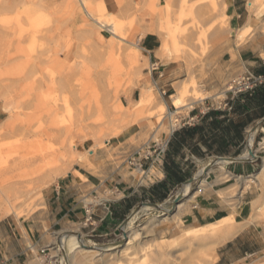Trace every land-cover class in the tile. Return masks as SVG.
<instances>
[{"label": "rangeland", "instance_id": "1", "mask_svg": "<svg viewBox=\"0 0 264 264\" xmlns=\"http://www.w3.org/2000/svg\"><path fill=\"white\" fill-rule=\"evenodd\" d=\"M89 2L91 15L79 2L72 7L71 0H0V219L28 217L43 207L45 191L67 172L82 180L75 169L94 173L99 164L130 165L135 150L164 139L187 120L183 115L192 105L210 95L204 79H220L216 48L231 40L238 47L264 46V0L243 1L247 22L237 29L230 25L228 0ZM93 15L113 19L117 34L126 39L100 28ZM159 21L173 48L161 57L157 51H144L139 42L145 33H153L161 43ZM160 59L167 70L162 77L155 64ZM209 69L214 75L209 76ZM241 74L222 79L213 97H225L230 81ZM190 77L196 92L184 94L183 105L176 108L171 95ZM149 94L153 102L143 108L140 99ZM158 104L168 111L158 114ZM260 168L230 190L232 195L240 188L252 192L251 222H264V182L251 180ZM198 182L192 179L191 192L200 187ZM182 185L159 203L164 209H173ZM187 200L182 199L173 215L154 207L138 211L124 225L132 236L128 245L121 228L107 237L85 236L77 226L61 231L77 230L85 245H104L82 256L65 243L66 257L71 264H79L87 254V264H214L219 245L227 239L191 231L201 225L181 223ZM160 243L168 247L160 248ZM254 264H264V257Z\"/></svg>", "mask_w": 264, "mask_h": 264}, {"label": "crops", "instance_id": "2", "mask_svg": "<svg viewBox=\"0 0 264 264\" xmlns=\"http://www.w3.org/2000/svg\"><path fill=\"white\" fill-rule=\"evenodd\" d=\"M243 1L228 0L230 25L236 29L247 22ZM139 42L148 53L157 51L161 45L153 33H145ZM215 52L219 58L215 62L219 81L204 79L205 91L210 95L192 105L183 115L187 120L164 136L168 139L167 149L160 159L142 160L139 170L135 166L119 167L108 162L105 166L99 164L94 173L75 169L82 180L73 172L57 178L44 193L43 207L28 217L0 219V264H28L32 257L30 247L38 249L57 243L59 233L72 226L89 237L115 235L134 208L145 203L141 201L163 203L175 187L191 182L201 165H208L216 158L233 159H222L210 165L202 177L203 184L187 200L181 223L198 226L230 214L237 225L246 220L252 211V192H242L240 188L232 195L230 190L264 163L260 140H264V121L260 122L264 119V85L251 94L213 96L222 85V79L238 73H264V46L238 47V43L231 40ZM155 64L159 77L167 74L166 61L160 59ZM212 70L209 69V76L214 75ZM249 135L254 157L238 159L247 149ZM136 170L143 176L136 175ZM172 172L183 181L176 182ZM87 204L91 205L90 221L85 220ZM89 256L85 255L79 264H87ZM216 256L214 264H243L253 257L250 264H254L263 258L264 222L245 223L239 232L219 245Z\"/></svg>", "mask_w": 264, "mask_h": 264}, {"label": "bare ground", "instance_id": "3", "mask_svg": "<svg viewBox=\"0 0 264 264\" xmlns=\"http://www.w3.org/2000/svg\"><path fill=\"white\" fill-rule=\"evenodd\" d=\"M71 1L73 2L72 7H75V5H77V3L79 2V5L81 6V9H84L88 14H90L89 13L90 9L88 10V7L90 8V6L92 7V5H90L91 2H89V0H71ZM91 9H93V8H91ZM93 13H94V11H93ZM94 17H92L93 21L100 28H104V29H106L108 31H111L113 33V35H115V37H117V38H119L121 40H125L126 39V38L125 39L122 38L120 35L117 34L116 30L118 28V23L115 22V21H112L113 19L110 20V21H106V20H103V19H101L99 17H95V18ZM158 25H159V29L157 30V32H158V34L160 35V38H161V45L158 48L157 53L161 57L164 54L170 52L172 47H170V43H169L167 37L165 36V33L163 32L162 23L160 21L158 22ZM196 27L198 29V34L202 35L203 34V29L201 28V26H196ZM149 30L153 31L155 29L154 28H150ZM129 43H131V42H129ZM168 55H169V53H168ZM189 91L190 92L191 91H195L196 92V83L194 81V78H192V77H190L188 80H186V82H181L180 84L178 83L177 86H176V92H174L171 95L172 103H173V105L176 108H179L181 105H183L182 104L183 103V99L182 98L184 97L183 95L188 93ZM197 97L198 96L193 97L191 99V102L195 101V99H197ZM151 98H152L151 94L146 95L145 97L142 96V98L140 99V106L146 105L150 100H151V102H153ZM158 105H157L158 114H162V113H164L167 110L165 104H161V105L158 104ZM143 108H145V106ZM141 114H142V112H141ZM171 114L169 113V117L170 118L167 120L168 121L167 123H169V128L170 129H172L175 126L174 122H172V120H171V118H172ZM151 115H154V111H153V114H151ZM159 117H160V115H159ZM145 118H143V119H145ZM162 118H163V116H162ZM162 118H160V121H162L161 120ZM250 133H252V132H250ZM250 140H251V135H249V138L247 139V142H246V148L247 149L245 148L246 150L240 156V159H242V160H250L251 158L254 157V154H253L252 149H251V141ZM220 160H222V159L221 158H216L213 162H218ZM206 167H207V165L201 167L199 169V172L195 174V178L198 179L199 185H202V183L204 182V179L202 177H203L204 173L206 172L205 171ZM138 170H136V171H138ZM141 173H144V172H141ZM253 177H254V179H251V180L253 182H256L257 184H260V183L264 182V163L261 165V168L259 169V171ZM138 180H139V178H138ZM247 183H249V182H247ZM196 192L197 191H195V190L191 192L190 181L184 182L183 185L177 191V194L175 196V199L177 201L175 202V205H174L173 209H164L160 204L158 205V207H159V209L161 211H163V212L166 211V212H169V213H171L173 215L175 213V210L182 205V199H184V198H187V199L192 198L194 196V194H196ZM148 207L150 208V206L146 202L142 203L136 210H134L132 212V214L130 215V217L127 220V223L130 224L131 218H133V216L136 215L138 213V211H140V210L142 211V209H148ZM250 222H251V219L247 218L243 222H238V225H237V222L235 221L234 216L232 214H230V215H228L226 217L219 218V219H217L215 221H212L210 223H205V224L201 225L200 229L199 228L198 229L197 228H192L191 231H194V232L201 231L202 234L203 233L204 234L211 233V234H214L216 236H219L222 240H225V239H228V238H231L232 236H234L236 231L237 230L239 231L245 225V223H250ZM124 225L125 224L121 223L120 228L122 229L123 241H125L126 245H128L132 236H131L130 232H127L124 229L125 228ZM76 231L77 230H75V231L74 230H68V231H66V233L61 234L58 237V240L60 242V247H62L65 250L63 244L66 243V246H67L69 251H74L75 249H77L82 254V256H84L83 255L84 252H89V251H92V249H94V248H100V247L104 246V245H99V244H96V243L85 245L81 241V234L79 232H76ZM158 246H160V248H163V247L166 248V247H168V243H160ZM65 255H66V250H65ZM64 264H71L70 260L67 257L65 258V263Z\"/></svg>", "mask_w": 264, "mask_h": 264}, {"label": "built area", "instance_id": "4", "mask_svg": "<svg viewBox=\"0 0 264 264\" xmlns=\"http://www.w3.org/2000/svg\"><path fill=\"white\" fill-rule=\"evenodd\" d=\"M264 85V73L253 74L245 72L230 81L226 87V92L231 94L240 93H253L257 88ZM173 130V129H172ZM171 130V131H172ZM262 146L264 147V140ZM168 139H156L143 144L135 150L133 156L129 159V164L142 168V160H158L160 159L167 149ZM86 221L91 220V205L87 204L85 207ZM32 257L28 264H64L65 258L62 254V247L57 243L34 249L30 247Z\"/></svg>", "mask_w": 264, "mask_h": 264}, {"label": "water", "instance_id": "5", "mask_svg": "<svg viewBox=\"0 0 264 264\" xmlns=\"http://www.w3.org/2000/svg\"><path fill=\"white\" fill-rule=\"evenodd\" d=\"M264 121V119H262L260 122H263ZM221 159H227V160H231V159H233V158H221ZM238 159H240V158H238ZM214 162H211V163H209L208 165H207V167L205 168V171L210 167V165L211 164H213ZM177 200L174 198V200H173V205L175 204V202H176ZM150 207H154V208H157V209H159V207H158V205L159 204H156V203H151V202H146ZM142 204V203H141ZM141 204H139L137 207H135L134 208V210H136ZM133 210V211H134ZM132 211V212H133ZM132 214V213H131ZM130 214V215H131ZM130 215H129V217H130ZM129 217H127L124 221H123V224H125L126 222H127V220H128V218ZM62 254H63V256H64V258H66V255H65V250L62 248Z\"/></svg>", "mask_w": 264, "mask_h": 264}, {"label": "trees", "instance_id": "6", "mask_svg": "<svg viewBox=\"0 0 264 264\" xmlns=\"http://www.w3.org/2000/svg\"><path fill=\"white\" fill-rule=\"evenodd\" d=\"M172 175L175 177L174 179L176 180V182H182L183 181L182 179L178 178V176L175 175V173H173ZM161 198H163V197H161Z\"/></svg>", "mask_w": 264, "mask_h": 264}]
</instances>
